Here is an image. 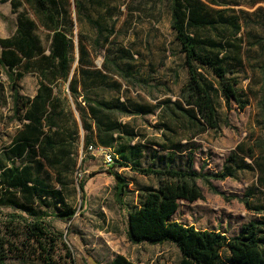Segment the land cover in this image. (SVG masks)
Returning a JSON list of instances; mask_svg holds the SVG:
<instances>
[{
  "label": "trees",
  "instance_id": "16d2710c",
  "mask_svg": "<svg viewBox=\"0 0 264 264\" xmlns=\"http://www.w3.org/2000/svg\"><path fill=\"white\" fill-rule=\"evenodd\" d=\"M165 3L169 28L183 57L186 79L174 101L166 99L148 107L127 98L122 100V84L112 78L131 79V62L108 58L121 9H130L129 0H0V5L8 4L10 12L16 15L14 32L0 38V70L11 92V119L19 126L8 145L0 149V208L24 212L26 217L10 218L21 223L25 240L33 243L42 264H54L51 254L61 237L51 232L46 218L66 221L73 217L75 212L66 207L63 194L69 179L78 171V156L93 154L88 150L90 147L112 156L109 169L101 168L88 178L99 173L112 177L118 205L123 204L129 183L114 171L116 167L156 180V188L138 190V204L128 212L129 243H171L180 254L175 264H264L263 205L250 206L245 201L246 209L260 216L229 237L220 231L200 230L171 219L180 201L191 204L203 199L197 181L213 194H220L211 181L235 179V171L226 169L208 174L200 168L197 172L192 152L187 155L185 170L145 165L147 146L165 151L161 159L168 166L183 153L179 151L181 144L169 138L170 145L141 144L138 132L121 121L151 115L160 109L169 118L161 128L171 134L175 133L173 124L192 130L193 137L208 130L216 131L219 123L212 101L213 88L206 74L216 81L226 108L233 102L243 110L247 104L237 96V80L232 77L231 66L238 63L249 69L250 79L256 76L258 80L256 126L260 134L250 143L237 144L234 153L242 160L241 169L255 174V189L264 192V36L259 40L261 56L258 55L257 63L245 64L244 54L254 45H246L248 19L240 17L255 16L261 9L236 12L220 8L225 4L218 0H165ZM256 21L255 27L264 32V21ZM81 24L94 32L90 49L104 53L101 68L94 66L81 37L77 39V59L73 58L72 33ZM26 75L37 82L32 97L18 93V82ZM152 154L149 158L153 160L156 152L152 150ZM44 177L52 178L57 188L49 186ZM84 183L78 182L81 201ZM50 207L55 211L38 213L37 209ZM11 253L8 244L0 239V264H5ZM109 264L137 263L117 254Z\"/></svg>",
  "mask_w": 264,
  "mask_h": 264
},
{
  "label": "rangeland",
  "instance_id": "374dc122",
  "mask_svg": "<svg viewBox=\"0 0 264 264\" xmlns=\"http://www.w3.org/2000/svg\"><path fill=\"white\" fill-rule=\"evenodd\" d=\"M218 1L225 4L220 8L233 9L236 12L252 13L261 9L255 16L240 15L241 19H248L246 45H254L247 54H244V62L249 66L256 64L258 57L261 56L258 44L264 32L255 27V24L258 19L264 21V0ZM129 6L128 10L121 9L122 15L117 23V33L109 46L108 58L131 62L129 72L131 79L123 81L113 77L112 80L122 84V100L127 98L148 107H154L166 99L174 101L186 79V71L183 67V57L178 53L173 33L169 28L165 0H129ZM15 18L16 15L10 12L8 4L0 5V38H6L14 32ZM94 36V32L86 25H76L72 33L73 58L77 59V39L81 37L90 52L94 66L101 68L104 53L90 49ZM231 67L232 77L237 80L236 94L247 105L243 110H239L230 102L226 108L216 81L206 74L213 88L212 101L219 123L216 131L208 130L193 137L192 130L173 124L175 133L171 134L161 128L169 118L160 109L151 115L121 119L138 132L140 135L138 141L141 144L150 142L169 144L167 138L181 144L179 151L183 153H179L168 166L165 160L161 159L165 156V151L147 146L144 151L145 165L152 163L154 168L185 170L187 155L192 152L193 168L197 172L200 168L208 174L220 173L226 169L235 171V179L211 181L212 186L220 194H213L197 181L203 199L191 204L180 201L171 216L172 220L183 225L200 230H219L228 237L237 234L243 224L258 218L254 211L246 209L245 201L250 206H264V192L255 189L254 173L242 170L244 166L242 160L234 153L237 144L250 143L260 134V129L256 126L258 80L256 76L250 79L249 69L239 66L238 63ZM36 88L37 82L33 76L26 75L18 82L20 96L32 97ZM18 127V123L11 119V92L6 77L0 70V149L8 145ZM152 150L156 152L153 160L149 158L153 155ZM229 158L232 160L227 161ZM244 161L249 163L247 159ZM77 166L76 170L80 176L73 174L63 194L66 207L75 212L73 217L66 221L53 217L46 218L51 226V232L61 236L55 242L51 254L54 264H109L117 254L137 264H175L179 260L180 254L171 243L131 244L126 238L128 212L134 204H138V190L156 188L155 178L143 177L128 168L116 167L114 171L129 183L123 204L118 205L112 177L106 173H99L88 178L89 174L103 168L99 154L79 155ZM44 178L49 186L57 188L52 178ZM79 181H85L83 201L78 189ZM37 210L39 214L55 211L52 207ZM11 215L26 217L21 210L0 208V239L8 244L12 252L5 260V264H42L37 258L33 243L25 240L21 223L10 218Z\"/></svg>",
  "mask_w": 264,
  "mask_h": 264
},
{
  "label": "built area",
  "instance_id": "2783aa9c",
  "mask_svg": "<svg viewBox=\"0 0 264 264\" xmlns=\"http://www.w3.org/2000/svg\"><path fill=\"white\" fill-rule=\"evenodd\" d=\"M88 150L92 151L93 153L99 154L101 159H102L103 169H105V170L109 169V167L112 164V156L109 152L102 150L100 148H96L95 150H93V148H91V147ZM76 176H78V177L80 176L78 171L76 173Z\"/></svg>",
  "mask_w": 264,
  "mask_h": 264
},
{
  "label": "crops",
  "instance_id": "0c3cea01",
  "mask_svg": "<svg viewBox=\"0 0 264 264\" xmlns=\"http://www.w3.org/2000/svg\"><path fill=\"white\" fill-rule=\"evenodd\" d=\"M254 177H255V174H254ZM254 187L257 188V187H256V184L254 185ZM257 216L259 217L260 215H257ZM261 216H264V215L262 214ZM213 230H214V229H213ZM216 231H219V230H216ZM220 232H222V231H220ZM223 233H224V232H223ZM224 234H225V233H224Z\"/></svg>",
  "mask_w": 264,
  "mask_h": 264
}]
</instances>
